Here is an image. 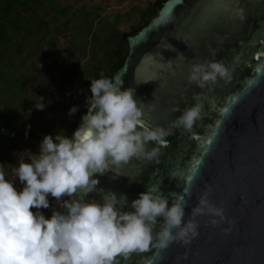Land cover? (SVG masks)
I'll list each match as a JSON object with an SVG mask.
<instances>
[{"label": "water", "instance_id": "95a60500", "mask_svg": "<svg viewBox=\"0 0 264 264\" xmlns=\"http://www.w3.org/2000/svg\"><path fill=\"white\" fill-rule=\"evenodd\" d=\"M126 40L128 55L114 74L133 91L147 123L172 129L164 138L170 143L149 142V150L160 149L158 160L132 157L96 174L97 188L117 192L131 210V200L154 185L164 195L182 193L200 160L184 219L210 190L229 222L212 225L209 216H197L199 235L189 245L173 242L159 257L155 249L132 253L121 264H264V0H167ZM207 60L223 62L232 78L190 82L191 65ZM197 103L191 129L173 126ZM86 198L100 200L101 193Z\"/></svg>", "mask_w": 264, "mask_h": 264}, {"label": "clouds", "instance_id": "9594fccd", "mask_svg": "<svg viewBox=\"0 0 264 264\" xmlns=\"http://www.w3.org/2000/svg\"><path fill=\"white\" fill-rule=\"evenodd\" d=\"M218 77L227 81L232 75L216 60L193 63L188 74V80L200 86L214 84ZM123 84L120 74L91 79L88 111L72 135L63 130L46 134L38 152L18 154L13 172L23 184L21 190L14 186L15 178H6L0 170V264H121L132 253L155 249L159 257L173 242L189 245L199 235L197 216H209L212 225L229 222L224 208L209 198L210 190L200 194L190 218L184 219L185 194L190 195L195 168L182 193L164 195L151 187L131 200V210H124L128 201L122 202L117 192L97 188L96 174L112 166L132 157L158 160L160 149L149 150L147 145L160 143L172 132L147 123L133 91ZM200 107L197 103L185 109L173 126L191 129ZM77 110L74 105L69 114ZM92 192L101 193V199H87ZM49 194L65 210L54 208L46 217L40 209L50 207Z\"/></svg>", "mask_w": 264, "mask_h": 264}, {"label": "trees", "instance_id": "16d2710c", "mask_svg": "<svg viewBox=\"0 0 264 264\" xmlns=\"http://www.w3.org/2000/svg\"><path fill=\"white\" fill-rule=\"evenodd\" d=\"M165 1L150 2L139 10V23L130 31L121 32L115 27L117 17L114 22L96 21L99 8L75 10L57 4V0H0V170L9 172L6 178L17 166L19 142L30 137L40 143V131L55 136L64 129V124L72 134L87 112L78 107L70 115L71 107L65 102L55 104V94L50 96L45 110L38 108L41 105L32 100L28 84L55 83L46 70H39L38 61L44 59L54 72L69 67L71 75L79 74L91 92V79L99 78L102 73L111 77L121 68L129 52L127 37L149 24ZM60 37L68 39L66 52L59 45ZM76 39L83 42L77 44ZM83 58L87 60L80 68ZM60 79L65 86L58 92L65 100L66 89L71 86L68 79ZM74 102L78 104L80 98L75 97ZM46 110L57 116L39 127L41 112Z\"/></svg>", "mask_w": 264, "mask_h": 264}, {"label": "rangeland", "instance_id": "374dc122", "mask_svg": "<svg viewBox=\"0 0 264 264\" xmlns=\"http://www.w3.org/2000/svg\"><path fill=\"white\" fill-rule=\"evenodd\" d=\"M153 0H57V4L64 6L69 5L73 7L75 10H95L99 8L98 19L96 21L104 20L106 19L108 22H114L115 17H117V22L115 24L116 30L121 32H128L131 30L132 27L136 26L139 21V10H142L147 7V5L152 2ZM103 24H101L102 26ZM100 27V26H99ZM98 27V28H99ZM68 39H64L60 37L59 45L62 46L64 52L68 50L67 43ZM77 44H81L83 40L76 39ZM65 45V46H64ZM87 58H83L80 68L82 67L83 63L86 62ZM50 64V63H49ZM48 66V63L44 59H40L38 61V68L39 70H46L51 77L55 78V83L50 84L46 81L40 82L38 85H32L28 84L30 95L32 96V100L37 101V103H40L44 105L42 109L45 110V107L50 102V96L55 94L54 99L56 98L55 104H59L61 102H65V104L69 107H72L74 105L78 106L81 110H85L87 108V102H86V96H90L91 92H89L84 83L82 82V79L80 78V75L77 74L75 76L71 75L69 67L62 68L57 72L52 71ZM60 78L68 79L71 88L66 89V95L67 99L63 100L60 97V94L58 92V89L65 86L64 83H62V80ZM58 92V93H55ZM62 93V92H60ZM80 98V102L76 104L74 102V98ZM57 113L55 112H48L42 111L39 123L40 126L45 125V121H52L54 118H56ZM62 122H64V117H62ZM64 124V123H63ZM64 126V133L66 135L71 136V132L68 129L67 125ZM23 129V128H22ZM40 140L43 139L45 136L43 132L40 131L38 134ZM39 142L36 141L35 138L26 137L21 142L18 143L20 148V153L24 150H31V152L36 153L39 151ZM35 148V149H34ZM16 163H18V155L16 156ZM14 169V168H13ZM12 169V175L9 176L10 180H13L14 172ZM5 175H9V172L7 170L3 171ZM14 186L17 188V190H21L23 187L22 182L19 180V177L15 178Z\"/></svg>", "mask_w": 264, "mask_h": 264}, {"label": "built area", "instance_id": "2783aa9c", "mask_svg": "<svg viewBox=\"0 0 264 264\" xmlns=\"http://www.w3.org/2000/svg\"><path fill=\"white\" fill-rule=\"evenodd\" d=\"M49 201H50V207L49 208H41L40 211H42L46 217H50L52 215V211L53 209H57V210H60V211H63V208H61L60 204L57 203L56 201V198L55 197H52L50 194H49ZM64 198H67V197H64ZM34 212L36 211L35 208L32 209Z\"/></svg>", "mask_w": 264, "mask_h": 264}, {"label": "snow or ice", "instance_id": "6c2138e0", "mask_svg": "<svg viewBox=\"0 0 264 264\" xmlns=\"http://www.w3.org/2000/svg\"><path fill=\"white\" fill-rule=\"evenodd\" d=\"M224 111L226 112L227 109L225 108ZM145 115L150 117V110L146 109V110H145ZM169 143H170V141L165 140V139L162 140V141L160 142V144H162V145H168ZM209 143H210V141H209ZM195 164H200V160H196V161H195ZM195 164H194V166H193L192 168H195V169H196ZM192 168H191V169H192ZM153 187H154V188H159V187H157V186H155V185H154Z\"/></svg>", "mask_w": 264, "mask_h": 264}]
</instances>
